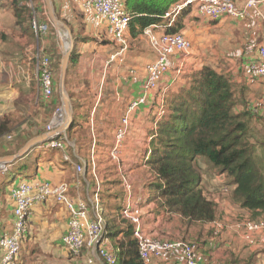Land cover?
I'll return each mask as SVG.
<instances>
[{"label":"crops","instance_id":"crops-1","mask_svg":"<svg viewBox=\"0 0 264 264\" xmlns=\"http://www.w3.org/2000/svg\"><path fill=\"white\" fill-rule=\"evenodd\" d=\"M12 1L13 0H0V56L5 68L8 65L25 63V58H22V56L25 57V54H23L25 47L29 45L30 42L33 44L35 41H40V39H37L36 36L33 37L32 29L28 25V22H23L20 24L17 21L18 17L16 14L12 11L14 14L13 15L6 10V5L12 9ZM68 1L69 0H53L56 13L57 15H60L59 18L62 21L69 19L76 23V16H74V11H71ZM248 1L249 0H233L238 10H245ZM255 1L258 2L257 5L248 10V14L244 19L223 17L217 21H211L201 16L197 9L190 8V13L180 20L182 28L179 32L185 35L191 41L192 50L194 49L193 52L191 50L193 56L188 58L182 55H177L170 59L168 63L170 72L163 79V82L160 86L161 91H167L177 84L182 83L183 75L187 69L199 70L205 65L212 67L219 73L226 74L225 71H228L229 74L232 75L231 78L233 82L240 86L242 81L240 78H238L237 73L240 71L243 65L257 60L260 47H264V0ZM83 22L87 26L86 34L90 32L95 41L86 45L81 42V36L77 37L78 41L81 42L79 45L80 62H85V64L89 65V73H92L93 76V71L99 63L97 60L100 59V56L96 52L101 51L102 48L105 50L108 47H112L104 46V44H102L104 40L101 38H104L111 43L114 42L111 37L108 36L105 26L96 28L87 17L84 18ZM163 24L165 23H162V25ZM5 35L12 37V42L10 37L9 39L4 40ZM127 37L129 38V42L130 40L132 42L136 41L137 44L139 43L138 40H143L145 36L144 34H141L136 38H133L129 31ZM28 41L29 43L27 44ZM99 46L101 48H99ZM36 49L44 51V53L47 55L53 52L54 55H52V58H57V53H59V48H57L55 45L51 46V41L44 38L42 40V46H32L28 49V55L26 54V57L29 59ZM141 51V49L136 47V67H132L135 73H129V80L125 83V90H127V92L123 94V97H129L127 98V101L129 102L138 99L141 96V87L145 79V67L147 64L155 60V54L151 50L150 45L147 48V56L140 54ZM86 52H89V54H86ZM106 58L107 64L110 56H106ZM223 60L229 62L228 68L225 65H220ZM9 61H11V63H9ZM1 72L2 69L0 73ZM80 79L82 80V78L76 77V86L74 88V92H76L75 89L79 91L81 88L86 87V83H88L79 82ZM16 82L19 85L13 89V93L14 96L17 97L20 96L22 90L25 89L22 85L23 81H20V78H18V81ZM250 85L256 92L261 90L264 91V79L258 83ZM36 89L38 96L40 95L42 100V93L39 88V84L36 85ZM250 97L253 98L254 96L251 95ZM153 98L154 94H151L148 100L149 105L142 106L139 111L134 114L129 137L125 143V146H123L121 150V156H124L126 158L125 160L130 162L129 167L136 165V170L139 167L141 170H143V168L145 169L144 176H142L141 179H139L140 177L136 176V191H134V200L142 209V227L144 231L148 235L161 240L177 239L197 243L199 253L201 254L200 262L202 264H225L232 258V256L236 257L242 264H245L247 260L242 258L240 250L246 247L251 250V252H256L258 249H264V246H249L240 237L238 238L235 236L234 233L236 232L227 234L226 238L219 242V239H217L213 234L214 231L212 228L214 226V222L204 225L197 224L191 226L190 228H186L181 224L178 216H171L165 213L159 208L157 202H150L148 200V186L153 180V174L149 172L148 166L143 164V156L145 155V149L150 147L149 140L154 134L153 126H151L152 118L149 116L150 113H148L149 107L151 108L152 104L154 103ZM123 100L125 101V99H122V101ZM158 100L160 101L159 97ZM58 102L59 101L54 99L55 104H58ZM238 110H242L241 106L238 107ZM52 114V116L50 115L51 117H49L47 125H49L53 119L54 113ZM10 136L12 137L11 139H9ZM4 139L6 142H0V158L17 154L18 151L23 147L22 143L25 142V140L19 142L13 133L9 136H5ZM38 149L42 150L40 146L34 150ZM30 157V155L27 156L21 160L20 163L29 164L34 162L35 164V161H30L32 160ZM85 157L86 154H84V157L82 155L79 156V161L87 162ZM41 158H39L40 160L36 161L37 163L35 165L36 167L34 168V172H29L22 177H18L15 181H12V178L7 173H0V238L5 234L10 233L13 228L14 204L11 200L10 193L13 187L19 183V178L21 180L37 179L39 181L48 182L54 185L61 182H66L71 186L70 195L73 198L80 197L83 199L85 197L88 200L87 202H89L91 213L94 214V201L90 197L91 190L89 189L87 181H84L85 185H76L75 181L78 178V173L77 170H74L73 160L70 159L69 163H67L64 162V160L59 161L58 158H54L50 155ZM100 177L101 176H99V179ZM117 177L120 180L119 174ZM204 186L206 187L205 181ZM234 189L235 187L231 186V190L234 191ZM209 193L211 194V190ZM238 210L240 211L238 212V217L244 216L248 219L253 216L252 212L241 208ZM224 211L225 214L231 213L227 207H224ZM233 216H237V214H233ZM218 217L219 216L217 213L216 221L218 220ZM232 219H230V221ZM233 226L234 225H232V228ZM67 229L68 214L62 205L57 204L51 199L42 203H37L32 208V213L28 223V233L25 238V243H27L26 256H32L35 254L34 250L38 249L42 251V253L40 255H36V257L40 256L39 259H42L43 264H86L84 258H86L87 261L88 252H84L82 257L74 258L64 247L62 238L67 232ZM205 234L209 235V238H207ZM118 238L120 239V236H118ZM224 241H228L229 243L225 244ZM106 243L111 247L113 246L109 232ZM228 248L238 252V254L233 253L232 251L230 252ZM25 260H27L25 264H32L27 258H25ZM153 264H184V261L179 251H173L166 259L156 260Z\"/></svg>","mask_w":264,"mask_h":264},{"label":"trees","instance_id":"trees-1","mask_svg":"<svg viewBox=\"0 0 264 264\" xmlns=\"http://www.w3.org/2000/svg\"><path fill=\"white\" fill-rule=\"evenodd\" d=\"M179 1L124 0L126 9L132 16L131 36L136 38L154 25H166L169 21L164 18L165 14ZM30 6L34 7L35 12L39 10L35 0H13L11 3L16 16L18 12L30 9ZM189 13L190 8L183 11L176 17L175 24L164 31L179 33L182 28L180 20ZM19 18L17 21L20 24L25 22ZM77 59L78 55L73 52L70 63L75 64ZM182 79V83L167 91L162 92L159 87L152 93L154 97L157 95V102L150 108V112H154V134L149 140L150 147L145 149L143 156V164L153 174V180L148 186V200L157 202L165 213L178 216L186 228L215 222L217 203L215 198L212 199L204 191V177L199 166V160L202 159L225 175L230 185L235 187L234 191L227 188L232 192L235 204L253 213L252 218L247 220L261 219L264 216V163L257 150L264 147V140L256 141L250 134L247 112L251 115L255 113L252 107L246 112L243 103L239 101L244 95V89L241 90V86L236 85L230 75L219 73L208 65L199 70H188ZM54 99L55 95L53 102L47 107L59 105V102L54 103ZM148 105L147 102L143 106ZM240 106L241 111L238 110ZM160 110L163 111L161 115ZM132 120L131 118V125ZM77 126L75 116L73 125L68 130L70 139ZM12 132L9 121L3 119L0 122V139ZM28 141L25 140L22 146ZM20 162L21 160L11 164L7 173L12 181L30 172L29 165H20ZM122 209L123 206L120 216L111 215L109 220L104 218L107 222L106 236L109 232L116 264H145L139 256L132 226L122 217ZM197 250L199 252L198 245ZM225 264L242 263L232 256Z\"/></svg>","mask_w":264,"mask_h":264},{"label":"built area","instance_id":"built-area-1","mask_svg":"<svg viewBox=\"0 0 264 264\" xmlns=\"http://www.w3.org/2000/svg\"><path fill=\"white\" fill-rule=\"evenodd\" d=\"M83 14L91 21L96 28L106 27L109 37L119 46L117 52L110 56L107 64L113 63L117 57L125 56L129 44L127 35L130 30L132 16L128 13L124 0H75ZM257 1L249 0L245 10H238L233 0H184L175 4L164 16L169 22L164 25H154L144 31V36L155 54V60L145 67V79L142 83V94L138 99L129 102L126 113L115 132V139L111 150V160L115 163L120 180L126 195V203L122 209V217L132 226L134 236L138 243V253L145 264H153L156 260L166 259L171 252L179 251L184 264H202L200 262L197 246L194 243L180 240H161L148 235L142 227V209L135 202L133 188L124 171L121 150L128 137L131 126V118L136 111L148 102L150 95L157 90L163 79L169 74V61L171 58L191 53L192 43L183 34L167 33L164 30L171 27L176 17L186 9L197 6L198 13L211 20L217 21L223 17L234 19H244L248 10L257 5ZM48 31L46 23L33 22V33L37 39L44 36ZM25 66L17 65L15 79L18 81H28L31 78L30 65L35 63V74L37 84L42 93L43 103L48 106L53 100L56 89L55 70L52 59L36 49L28 59ZM123 62V61H122ZM0 56V71L4 70ZM244 77L250 84L258 83L264 79V47H260L258 58L254 62L243 65ZM135 71L132 70L131 74ZM252 110L256 114L264 111V99L252 105ZM64 113L62 106L54 113L53 119L47 126V132L54 131L62 127L59 122L60 114ZM160 115L163 111H159ZM63 119L65 117H62ZM62 136V135H61ZM61 136H55L40 146L45 151H62L64 160L70 161L67 152L68 142ZM12 137L10 136L9 139ZM92 164L94 160L92 158ZM11 164L0 165V173H8ZM87 162L81 161L76 166L78 178L76 185H82L86 181ZM92 175L97 188L92 191V200L98 207L100 198V179L96 174L95 166L92 167ZM71 186L66 182L51 184L39 180H21L13 187L10 193L14 204L13 228L10 233L0 238V264H19V256L22 245L26 241L27 228L32 213V208L37 203L45 202L49 199L62 205L68 214V229L62 238L64 247L74 256H78L87 248L89 256L87 264H97V259L103 261L102 264H116V256L113 248L106 243L107 222L103 218V209L98 207L94 214L91 213L89 204L82 198H73L70 195ZM223 193H228L229 189L224 187ZM216 199V198H215ZM217 203V201H216ZM218 235L224 229L223 225L214 222ZM234 228V229H233ZM235 230L242 240L249 246H264V216L255 221H245L234 225ZM98 246V247H96Z\"/></svg>","mask_w":264,"mask_h":264},{"label":"rangeland","instance_id":"rangeland-1","mask_svg":"<svg viewBox=\"0 0 264 264\" xmlns=\"http://www.w3.org/2000/svg\"><path fill=\"white\" fill-rule=\"evenodd\" d=\"M38 3L39 10L35 12L34 7L30 6V9L24 10L21 13L18 12L17 16L20 17L19 20L28 22V25L32 29L33 33V22L37 21L38 23H46L48 25L47 33L42 37H40L39 42H30L24 49L25 63H21L19 65L25 66L28 64V49L32 46L38 47L42 46V40L48 39L51 41V46L55 45L59 48V53H57V58H52V53H49L48 56L52 59L54 70H55V80L57 82L56 93L54 94L56 99L59 101V105L55 107V105H50L46 107L43 101L38 96V92L36 89L37 85V77L35 74V63L32 61L30 65V75L31 78L28 81L22 82L25 90H22L20 96H14L13 89L19 85L15 81V73H16V64L8 65L4 70L0 73V122L3 119H7L12 127V133L15 134L16 139L21 142L24 140H30L34 137H37L43 133H46V127L48 126L49 117H51L55 113L56 110L62 106V97H61V90H60V75H61V64L63 60V45L64 43L61 41L56 29L53 27L52 22L48 16V10L45 3V0H35ZM184 0H180L179 2H183ZM68 5L71 11H74V16H76V23L71 20H64L63 22L70 28L72 31V38L74 40V50L73 52L78 55L77 62L75 64H71L68 69V75L66 79V90L71 99V103L73 106V118L76 116L78 121V126L75 128V132L73 134V138H69L68 134L67 137L62 135L64 139L67 140V152H69L70 159L73 160L74 163V170H76V165H80L81 161H79V156H83L86 154L85 159L87 160V169H86V181L89 185V189L91 193L93 190L97 188V185L94 181V177L92 176V167L95 166L96 174L101 176L100 177V198L98 202V207L103 209L102 216L106 220L110 219L111 215H119L122 206L126 203L125 192L121 186L120 180L117 177L119 171L115 165V163L111 160V150L113 147L114 139H115V132L117 130L118 125L120 124L123 116L126 113L127 107L129 105V101H127V97L124 98L123 94L127 92L125 90V83L128 81L129 73L133 70L132 67H136V47L141 49L142 51L140 54L147 56V48L149 47L146 38L139 39V43L136 44V41L129 42L128 51L125 53V56L117 57L113 63L106 64V56H111L113 53L117 52L119 46L116 43H111L104 38L102 44L104 46H112L108 47L105 50L96 52L100 59L98 65L97 61L95 64V70L92 73H89V65L85 64V62H80V43L83 42L84 44H90L94 42V37L90 32H87V26L84 24V18L86 17L81 8L78 4H76L75 0H69ZM6 10L10 13L12 11L15 13L14 9H10L8 5H6ZM192 8L197 9V6H193ZM13 14V13H12ZM14 15V14H13ZM60 16V15H58ZM73 16V17H74ZM22 18V19H21ZM227 18V17H226ZM178 20V19H177ZM18 25V24H16ZM85 34H84V32ZM90 31V30H89ZM130 31V30H129ZM82 35H81V34ZM34 35V33H33ZM81 36V42L78 41L77 37ZM10 36L5 35V39H9ZM12 37H10L11 39ZM43 38V39H42ZM13 39H11L12 42ZM29 41L27 42V44ZM116 45V46H115ZM43 48V47H42ZM99 48H101L99 46ZM45 50V49H44ZM194 50V49H193ZM192 50V52H193ZM33 51V50H32ZM44 52V51H42ZM46 52V50H45ZM192 52L190 55L185 57H192ZM89 52H86V54ZM27 54V55H26ZM110 59V58H109ZM123 61V62H122ZM11 63V61H9ZM221 66L229 67V62L223 60L220 64ZM135 69V68H134ZM189 69L186 70L188 72ZM144 72V71H143ZM227 75H230L228 71H225ZM238 78L241 79V90L244 89V95L241 97V104L243 103V107L245 111L250 109L252 105L258 102L261 99H264V91L261 90L256 92L251 87L249 81L243 76L242 69L237 73ZM76 77L82 78L79 82H88L86 83V87L81 88V90L74 92V88L76 86L75 81ZM232 77V75H230ZM89 80V81H88ZM92 80V81H91ZM249 84V85H248ZM251 87V88H250ZM142 93V91H141ZM253 95L254 97L251 98L250 96ZM157 95L153 98L154 103L157 102L156 99ZM122 99H125V101ZM149 103V102H148ZM51 112V114H50ZM247 112V111H246ZM149 116L152 118L153 121V114L154 112H150V107L148 109ZM249 114L248 121L250 127V134L252 137H255L256 141L264 140V111L262 115L252 113ZM51 115V116H50ZM82 115H85L83 117ZM79 116V119H78ZM65 114L62 113L60 115V119H63ZM134 119V116L132 117ZM133 121V120H132ZM151 121V126H152ZM44 128V129H43ZM130 134V132H129ZM128 134V137H129ZM127 137V139H128ZM127 139L124 142L127 141ZM252 141V140H251ZM0 142H6L4 138L0 139ZM74 146V147H73ZM64 154L62 151L52 150V151H45V150H32L27 156H31L32 160L35 161L29 163V171L34 172V168L36 167V161L40 160L39 158L45 156H52L56 157L60 160H64ZM257 154L261 157L264 163V147H259L257 150ZM144 155V154H143ZM38 156V157H37ZM26 158V157H25ZM29 158V157H28ZM92 158L94 160V164H92ZM24 159V158H23ZM21 159V160H23ZM42 159V158H41ZM123 165L124 171L127 175L129 182L133 188V195L134 191H136V176L140 177L139 179L144 176L145 169L141 170V168H137L135 166H130V162L125 160L126 158L123 156ZM69 163V162H68ZM22 165V164H20ZM199 166L202 171L203 179L206 183V187H204V191L210 195L212 199L216 198L217 201V213H218V223L222 224L224 229L216 235L215 225L213 226L214 236L219 239V242L226 238V235L229 233L236 232L235 230L232 231V225H236L238 223H243L247 220L244 216L238 217L240 212L238 209L237 204L233 202L232 192L229 191L228 193H223L222 188L229 187L231 188L230 183L226 179L225 175H222L221 172H218L214 169L206 160H199ZM120 175V174H119ZM146 177V175H145ZM20 182V178L18 179ZM208 181V182H207ZM62 183V182H61ZM60 184V183H59ZM85 185V183L83 182ZM86 184V186H87ZM211 190V194L209 193ZM233 191V190H232ZM92 199V196L90 194ZM84 200L88 201L85 197ZM125 199V201H124ZM136 202V201H135ZM89 204V202H88ZM94 213L98 208L96 203L94 202ZM224 207H227L231 213L225 214ZM118 213V214H117ZM237 214V216H233ZM110 215V216H109ZM224 215V217H223ZM235 218V219H232ZM252 218V217H251ZM249 218V219H251ZM124 219V218H123ZM230 219H232L230 221ZM125 220V219H124ZM126 221V220H125ZM127 222V221H126ZM128 223V222H127ZM129 224V223H128ZM209 232V230H208ZM235 236L238 238L241 236L236 232L234 233ZM207 238L209 235L205 234ZM107 239V236L106 238ZM242 239V238H241ZM164 240H173V239H164ZM177 240V239H174ZM190 242V241H189ZM197 246V243L192 242ZM225 244L229 243L228 241H224ZM26 244L23 243L22 250L19 256V264H25L27 258L32 264H43L42 259L36 255H40L42 251L35 249L32 256H26ZM98 247V246H96ZM229 249V248H228ZM87 248H85V251ZM230 252L237 253L232 249H229ZM88 256H89V251ZM83 253V252H82ZM78 256H74L70 253V255L74 258L82 257L83 254ZM199 253V252H198ZM257 253V254H256ZM240 254L244 260H247L245 264H264V249H258L256 252H251L248 248L244 247L240 250ZM239 254V255H240ZM259 255V256H258ZM199 257L201 259L200 253ZM88 258V257H87ZM259 258V259H258ZM86 264V258H84ZM45 262V261H44ZM103 261L101 259H97V264H102Z\"/></svg>","mask_w":264,"mask_h":264},{"label":"water","instance_id":"water-1","mask_svg":"<svg viewBox=\"0 0 264 264\" xmlns=\"http://www.w3.org/2000/svg\"><path fill=\"white\" fill-rule=\"evenodd\" d=\"M48 16L52 22L53 27L56 29L61 41L64 43L63 47V60L61 64L60 75V90L62 97V109L65 114V123L62 127L56 128L54 131L43 133L37 137L30 139L15 155L6 156L0 158V165L13 164L21 159L27 157V155L37 147L41 146L49 139L55 136L65 135L67 137L68 130L72 127L73 118V106L71 99L66 90V79L68 75V69L70 59L74 50V40L72 38V31L70 28L59 18L56 13L53 0H45ZM68 46L66 47V43ZM74 147V146H73Z\"/></svg>","mask_w":264,"mask_h":264},{"label":"bare ground","instance_id":"bare-ground-1","mask_svg":"<svg viewBox=\"0 0 264 264\" xmlns=\"http://www.w3.org/2000/svg\"><path fill=\"white\" fill-rule=\"evenodd\" d=\"M65 43H66L65 45H66V47H67V46H68V44H67V42H65ZM61 114H62V113H61ZM61 114H60V115H61ZM63 121H64V122H63ZM59 122H60V123H62V126H63V125H64V123H65V118H64V120H63V119H60V120H59Z\"/></svg>","mask_w":264,"mask_h":264}]
</instances>
